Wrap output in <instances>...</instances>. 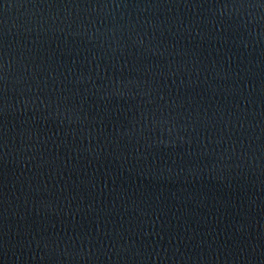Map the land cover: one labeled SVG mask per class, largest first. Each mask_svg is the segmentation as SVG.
<instances>
[{
	"label": "water",
	"instance_id": "1",
	"mask_svg": "<svg viewBox=\"0 0 264 264\" xmlns=\"http://www.w3.org/2000/svg\"><path fill=\"white\" fill-rule=\"evenodd\" d=\"M0 264H264V0H0Z\"/></svg>",
	"mask_w": 264,
	"mask_h": 264
}]
</instances>
